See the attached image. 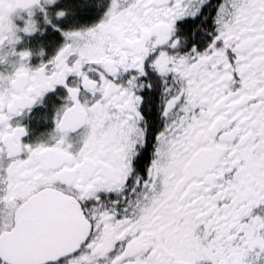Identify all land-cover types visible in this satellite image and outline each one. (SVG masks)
<instances>
[{
  "label": "snow or ice",
  "instance_id": "6c2138e0",
  "mask_svg": "<svg viewBox=\"0 0 264 264\" xmlns=\"http://www.w3.org/2000/svg\"><path fill=\"white\" fill-rule=\"evenodd\" d=\"M0 264H264V0H0Z\"/></svg>",
  "mask_w": 264,
  "mask_h": 264
},
{
  "label": "flooded vegetation",
  "instance_id": "af4514ba",
  "mask_svg": "<svg viewBox=\"0 0 264 264\" xmlns=\"http://www.w3.org/2000/svg\"><path fill=\"white\" fill-rule=\"evenodd\" d=\"M97 2H99V0H97ZM102 14H103V8L97 9V8L93 7L91 13L88 16L85 17V21L84 22L89 24V25L91 23L97 22L101 18ZM48 39L54 40L56 45H58L59 43H62V41H63V38L57 36L55 33L49 34L48 35ZM34 43H35V41H29V45L30 46L32 44H34ZM52 51H53V48H47L46 49V53H49V52H52ZM38 62H39V58H35L34 57L32 63L36 64ZM40 111H42L41 108L34 107L32 113L30 114V117L35 116L36 113H38ZM24 123L26 125H28V127L30 129H32V131L30 132L29 137L26 138V139H29V140L36 138V136H38L41 131H43L45 128L51 126L50 124H48V125H44V124L38 125L36 120L32 119V118L26 119L24 121Z\"/></svg>",
  "mask_w": 264,
  "mask_h": 264
}]
</instances>
